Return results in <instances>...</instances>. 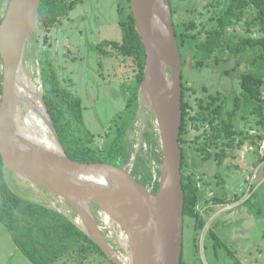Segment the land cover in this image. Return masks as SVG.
I'll return each instance as SVG.
<instances>
[{
	"label": "trees",
	"instance_id": "1",
	"mask_svg": "<svg viewBox=\"0 0 264 264\" xmlns=\"http://www.w3.org/2000/svg\"><path fill=\"white\" fill-rule=\"evenodd\" d=\"M40 2L39 22L46 32L42 37V44L46 45L49 39L48 31L55 19L51 17V0ZM219 2L222 4L219 11L204 22L201 21V27L196 31L198 25L193 19L186 23L185 28L181 26L183 23L176 22L177 8L171 6L182 63V123L179 144L182 150L181 174L184 190L183 233L187 220H190L195 247H198L200 233L207 224L205 215L211 216L213 209L210 204L235 203L240 201L244 194L234 193L228 196L226 192H215L210 198H204L205 194L201 186L207 185L208 182L204 184L201 182L205 172L194 168L191 170L186 149L194 145L190 147L198 152L194 159L200 155L201 161L207 163L206 171L214 179L220 175L219 165L229 151L231 155L235 150L240 151L246 139H252V143L264 139V134H251L249 129L242 130L237 124L238 119L244 120L249 114H258L261 120L257 123L264 128V0ZM241 22L245 24L247 32L256 28L261 36L257 38L250 35L238 36L235 25ZM118 24L121 39L101 43L103 49L100 47V53L102 56L111 54L112 52L105 49L108 44L111 45L115 50L112 54H116L120 62L128 68L127 78L130 82L127 84L125 108L111 121L109 130L103 134L101 145L96 142L97 136L84 126L81 100L61 85L54 68L51 73L47 71L44 64L50 66L52 61L45 50L41 48L38 53L44 103L66 154L78 162L117 165V161L125 164L131 158L132 142L129 140V131L138 112V89L144 77L146 52L132 15L129 14L127 20L122 17ZM230 27H233L232 31ZM253 49L259 51L249 58L248 66L238 73V90L210 92L204 85L199 86V89L187 85L184 71L187 50L193 56L196 68L219 66L224 74L229 75L236 70V66H231L225 61L228 59L227 62L233 60L238 63L242 60V56ZM0 64H2L1 57ZM1 81L0 71V93ZM190 90L193 93L199 90L201 92L202 97L196 98V107L187 98ZM190 128L197 132L193 138L188 136ZM144 140L154 148L158 146V137L152 129L151 134H145ZM149 155L139 150L135 155V168L132 170L134 174L139 171L144 172L142 179L139 180L144 185L151 179L147 166ZM259 161L264 162V155ZM7 170L4 168L0 154V221L7 228L16 246L33 264H67L76 261L78 264H84L88 258L93 261L90 264H95L97 258L96 264H105L103 259H108V264H115L70 218L52 207L15 194L7 182L5 174ZM215 185L219 190H224L218 182ZM157 188L158 183H155L153 193ZM202 199H204L203 204L207 205L203 212L198 210ZM214 225L213 222L209 224L207 233L218 255V250L223 249L224 246L219 234L214 230L216 228ZM229 255L234 257L233 253ZM180 264H184L182 255ZM233 264L241 263L234 260Z\"/></svg>",
	"mask_w": 264,
	"mask_h": 264
},
{
	"label": "water",
	"instance_id": "2",
	"mask_svg": "<svg viewBox=\"0 0 264 264\" xmlns=\"http://www.w3.org/2000/svg\"><path fill=\"white\" fill-rule=\"evenodd\" d=\"M134 25L146 52L138 106L154 117L162 152L158 188L151 192L125 166L85 163L66 154L39 96L42 118L56 148L38 143L19 127L16 94L28 39L36 32L40 0H9L0 22L2 61L0 154L4 168L64 200L75 223L115 264H180L183 248L181 56L168 0H130ZM103 210L126 237L128 262L99 228L93 207Z\"/></svg>",
	"mask_w": 264,
	"mask_h": 264
},
{
	"label": "rangeland",
	"instance_id": "3",
	"mask_svg": "<svg viewBox=\"0 0 264 264\" xmlns=\"http://www.w3.org/2000/svg\"><path fill=\"white\" fill-rule=\"evenodd\" d=\"M116 1L98 0V11L95 18L79 24L82 30H90L85 32L83 37L79 36L77 32L68 31L66 35H63L53 30L48 33L49 39L44 45L42 37L46 32L42 27L37 26L36 32L26 43L20 70L22 76L34 82L37 92L41 94L42 81L38 53L41 48L43 51L45 50L52 61L50 66L45 63V68L50 73L54 68L55 75L61 85L81 100L84 126L97 136L96 142L100 145L103 141V134L109 130L113 118L125 108L127 84L130 82V79L127 78L128 68L123 62H120L118 56L112 53L102 56L101 46H98L100 43L121 39ZM219 1L222 0H168L170 7L177 8L175 21L179 24L183 23L181 26L185 28L186 23L193 19L198 25L195 31L201 27V21L204 22L219 11L222 7ZM7 3L8 0H5V4ZM235 28L238 36L250 35L255 38L261 36L256 28L247 32L243 22L236 24ZM232 29L233 27H230V31ZM101 49L103 48L101 47ZM109 49L110 46L107 49L110 52ZM258 51V49L249 50L238 63L233 60L227 62V59L225 63L236 66V70L227 75L219 69V66L196 68L193 56L187 50L184 67L187 85L196 89L204 85L210 92L238 90V73L248 66L249 58ZM1 66L0 64V71ZM124 82L126 84H123ZM199 91L193 93L190 90L189 96H187L194 107H196V98L202 97ZM260 120L261 116L258 114H249L244 120L238 119L237 124L242 130L249 129L251 134H264L263 126L257 123ZM155 127V117L152 111L142 103L141 106H138L137 115L129 131V140L132 142L131 158L136 155L135 151L139 152L138 145L145 141V134H151V129L152 132H155ZM196 133L194 129L190 128L188 136L193 138ZM192 146L194 145L192 144L190 147ZM190 147L185 152L191 170L193 168L200 172L203 170L205 175L202 177L201 183L208 182L207 185L201 186V190L205 194L204 198H210L215 192H226L228 196H232L234 193L239 195L243 193L244 195L240 201L235 203L210 204L213 210L210 213L211 216L205 215L207 224L200 233L198 247L193 244L194 232L191 221L187 220L183 233L184 260L187 258L188 264H233L234 260L241 264H264V162L260 163L259 161L260 157L264 155V139L256 140L255 143H252L250 138L246 139L242 143L240 151L235 150L233 155L229 151V154L223 158L219 165L220 175L214 179L206 171L207 163L201 161L200 155L194 159L198 152ZM134 161L135 159H130L125 164L117 161L116 164L120 165L119 167L125 166L132 171L135 168ZM5 174L8 184L15 194L52 207L76 223L77 214L58 196L50 194L41 186L18 178L9 170L5 171ZM133 175L135 174L133 173ZM216 182L224 187L223 191L215 185ZM203 203L204 199L198 205V210L201 212L207 207ZM93 209L98 224L104 229L99 209L95 206ZM212 222L215 224L214 230L219 234L224 246L223 249L218 250V258L212 254L209 256V248L213 241L207 233V227ZM103 233L117 253L125 254L114 236L108 237L107 230H103ZM229 253H233L234 257L232 258ZM88 259L84 264L93 262ZM97 260L94 262L95 264L98 263ZM103 262L109 263L108 259H103ZM0 264H33L16 246L1 221ZM67 264H78V261Z\"/></svg>",
	"mask_w": 264,
	"mask_h": 264
},
{
	"label": "bare ground",
	"instance_id": "4",
	"mask_svg": "<svg viewBox=\"0 0 264 264\" xmlns=\"http://www.w3.org/2000/svg\"><path fill=\"white\" fill-rule=\"evenodd\" d=\"M16 94L22 101V103H20L19 112V127L21 131L40 144L51 148H56L42 118L38 115L39 111L42 112V107L39 101L40 94L37 92L34 82L20 74L16 88ZM60 200L64 201L62 198H60ZM99 214L111 229L112 235L116 238L120 247L123 248L125 252V254L117 253L118 256L124 262H128V255L126 254L125 250L126 237L122 230L103 210L100 209ZM76 223L81 226L80 218H76Z\"/></svg>",
	"mask_w": 264,
	"mask_h": 264
},
{
	"label": "flooded vegetation",
	"instance_id": "5",
	"mask_svg": "<svg viewBox=\"0 0 264 264\" xmlns=\"http://www.w3.org/2000/svg\"><path fill=\"white\" fill-rule=\"evenodd\" d=\"M97 4L98 0H51V17L52 19H55V21L50 26L48 33L55 30L57 33L66 35L68 31H72L77 32L79 36L83 37L85 32L87 33L90 30H82L79 27V24L95 18L98 11ZM115 4L118 13V22L122 17H125L127 20L129 14L132 15L130 0H117ZM7 5L8 3L5 4V0H0V22L4 17ZM37 26L41 27L39 18ZM65 31L66 33L64 34ZM100 44L98 46H100ZM98 46L97 48H99ZM109 46L110 52L113 53L115 50L111 45L108 44L105 49L107 50Z\"/></svg>",
	"mask_w": 264,
	"mask_h": 264
},
{
	"label": "built area",
	"instance_id": "6",
	"mask_svg": "<svg viewBox=\"0 0 264 264\" xmlns=\"http://www.w3.org/2000/svg\"><path fill=\"white\" fill-rule=\"evenodd\" d=\"M155 134L158 135L157 126L155 127ZM138 146H139V150H142L145 153L150 154L147 166H148L150 174H151V179H150V182H148L145 186L148 188V190H150L152 192L154 190L155 183H158L159 171H160L161 161H162V152H161L160 143L155 148L151 145H148V143H146L145 141L143 143H140ZM136 153H137V151H135V154ZM130 159L134 160L135 156H133V158H130ZM133 165H134V162H133ZM130 172L132 173L131 170H130ZM143 173L144 172L139 171V173L135 174L134 176L137 180H140V179H142ZM99 216H100V218L104 224V229H103V227H101V225L98 224L101 231L103 232V230H107L108 237L113 236L111 233V229L105 223L104 219L101 217L100 214H99Z\"/></svg>",
	"mask_w": 264,
	"mask_h": 264
},
{
	"label": "crops",
	"instance_id": "7",
	"mask_svg": "<svg viewBox=\"0 0 264 264\" xmlns=\"http://www.w3.org/2000/svg\"><path fill=\"white\" fill-rule=\"evenodd\" d=\"M209 252H210L209 256H210V254H212V255H214V257L218 258V255L215 253L212 245H210ZM182 258H183L184 264H188L189 261L187 260V258H185L186 261L184 260L183 251H182Z\"/></svg>",
	"mask_w": 264,
	"mask_h": 264
}]
</instances>
